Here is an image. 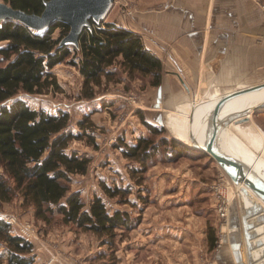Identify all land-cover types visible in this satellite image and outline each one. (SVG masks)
I'll return each instance as SVG.
<instances>
[{
  "label": "rangeland",
  "instance_id": "1",
  "mask_svg": "<svg viewBox=\"0 0 264 264\" xmlns=\"http://www.w3.org/2000/svg\"><path fill=\"white\" fill-rule=\"evenodd\" d=\"M61 34L62 28L57 26L53 36ZM110 68L115 72L110 77L103 75L101 83L93 85L90 98L82 93V75L68 62L53 68L59 89L22 93V96L33 108L69 111L74 132L80 129L78 122L84 120L83 126L95 135L97 146L88 143L86 137L70 141L71 150L91 157L88 171L72 176L71 189L79 190L87 203L96 194L102 196L110 212L128 211L131 217L138 218L135 226L117 228L114 245H108L104 243L105 235L67 224L57 213L47 220L37 217L34 206L26 203L20 193L3 203L0 217L10 223L13 233L33 243L36 264H222L218 256L228 247L230 223L236 212L233 200L249 188L238 185L203 150L190 149L194 151L192 155L171 158L161 145L158 154L145 163V168L134 172L132 169L140 168L141 164L124 156L122 147L135 143L140 136L150 137L145 121L158 123L153 115L155 110L146 102L145 89L151 78L130 75L119 63ZM202 101L190 103L182 115L167 112L169 116L160 122L164 132L151 137L159 142L161 136L168 140L176 136L193 147L189 119ZM261 111L264 110L254 112ZM231 121L235 126L236 120ZM122 141L121 147L117 143ZM248 151L259 154L251 147ZM100 181L127 188L130 193L110 197ZM216 192L229 197L228 221L217 211L221 199ZM126 197L130 202H125ZM258 255L262 256L261 249L256 251L255 256Z\"/></svg>",
  "mask_w": 264,
  "mask_h": 264
},
{
  "label": "trees",
  "instance_id": "2",
  "mask_svg": "<svg viewBox=\"0 0 264 264\" xmlns=\"http://www.w3.org/2000/svg\"><path fill=\"white\" fill-rule=\"evenodd\" d=\"M2 1L40 14L45 0ZM57 26L62 28V34L54 37ZM69 30L70 26L62 21L45 32H37L18 20L0 21V207L20 193L26 203L34 206L37 217L47 220L57 213L63 222L105 235L104 243L114 245L116 229H131L138 218L131 217L126 210L110 212L103 197L97 194L87 203L79 190L71 189L72 176L85 174L91 157L71 150L70 141L86 137L88 143L97 146L95 135L84 128V120L78 122L82 131L74 132L69 111L33 108L22 93L59 89L53 68L62 62L78 69L83 77L82 93L89 98L93 97V85H99L103 75L112 76L115 71L110 67L117 63L130 75L148 76L152 85H159L162 61L146 47L139 33L116 22L93 24L92 31H83L78 46L60 44ZM157 122L145 121L150 137L140 136L135 143H117L123 145L124 156L141 164L132 169L134 172L145 168L161 145L171 158L192 155L194 151L190 149L202 152L176 136L169 140L161 136L156 142L151 136L164 132V126ZM100 184L110 197L130 193L127 188L105 181ZM125 202H130L127 197ZM0 247V264H36L33 243L13 233L3 217Z\"/></svg>",
  "mask_w": 264,
  "mask_h": 264
},
{
  "label": "crops",
  "instance_id": "3",
  "mask_svg": "<svg viewBox=\"0 0 264 264\" xmlns=\"http://www.w3.org/2000/svg\"><path fill=\"white\" fill-rule=\"evenodd\" d=\"M106 20L139 33L160 57V83L145 89L159 122L167 112L182 115L190 103L264 80V9L254 0H114ZM248 112L235 126L227 122V139L236 151L264 158V111ZM242 193L233 200L228 247L218 259L264 264V201Z\"/></svg>",
  "mask_w": 264,
  "mask_h": 264
},
{
  "label": "water",
  "instance_id": "4",
  "mask_svg": "<svg viewBox=\"0 0 264 264\" xmlns=\"http://www.w3.org/2000/svg\"><path fill=\"white\" fill-rule=\"evenodd\" d=\"M114 0H45L44 9L38 14L27 12L20 8H14L9 3L0 1V21L18 20L28 25L37 32H45L50 27L62 21L70 26L69 32L61 39V45H79V38L84 30H93V24L99 25L105 21L109 11L113 7ZM264 87V81L229 91L219 100L212 116V124L207 132L205 144L192 142V146L209 154L235 181H244L264 201V178L258 175L245 163L216 149L215 139L218 128L221 125L220 111L223 102L234 95ZM264 110V104L257 105L252 111ZM250 111V110H249ZM251 111V112H252ZM249 112H242L233 117L237 122L244 121Z\"/></svg>",
  "mask_w": 264,
  "mask_h": 264
},
{
  "label": "bare ground",
  "instance_id": "5",
  "mask_svg": "<svg viewBox=\"0 0 264 264\" xmlns=\"http://www.w3.org/2000/svg\"><path fill=\"white\" fill-rule=\"evenodd\" d=\"M228 92L203 100L192 111L189 120L192 123L193 129L191 136L195 143L205 144L207 140V132L212 124V116L214 115V111L218 105L219 100ZM261 104H264V87L234 95L223 102L219 117L222 123L218 128L217 137L215 139V146L217 150L224 152L229 156L245 163L258 175L264 178V158L248 154L247 152H238L233 147H231L227 139L226 125L227 122L232 120L235 115L237 116L246 110L252 111L255 106ZM237 184L245 185L247 188H249L250 190L248 189L246 191L247 193L250 194L254 192L255 194H257L253 189L248 187V185H246L244 181H237Z\"/></svg>",
  "mask_w": 264,
  "mask_h": 264
},
{
  "label": "built area",
  "instance_id": "6",
  "mask_svg": "<svg viewBox=\"0 0 264 264\" xmlns=\"http://www.w3.org/2000/svg\"><path fill=\"white\" fill-rule=\"evenodd\" d=\"M262 9H264V0H254ZM228 176V175H227ZM220 185H223V183L222 184H220ZM219 186V185H218ZM217 186V187H218ZM216 195H217V197L218 198H220L221 200H220V203H219V205H218V207H217V211H218V213H219V215L221 216V218L225 221H228V215H229V197H227V195L226 194H224L223 193V195L222 194H218L217 192H216Z\"/></svg>",
  "mask_w": 264,
  "mask_h": 264
}]
</instances>
